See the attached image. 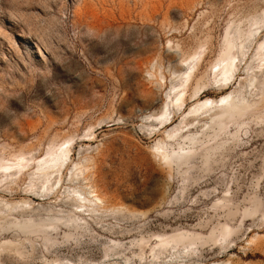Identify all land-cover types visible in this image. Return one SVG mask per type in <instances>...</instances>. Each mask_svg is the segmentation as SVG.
<instances>
[{"label": "rangeland", "instance_id": "obj_1", "mask_svg": "<svg viewBox=\"0 0 264 264\" xmlns=\"http://www.w3.org/2000/svg\"><path fill=\"white\" fill-rule=\"evenodd\" d=\"M263 16L264 0H0V157H44L54 142L78 140L59 196L31 198L26 176L0 193V203L33 201L31 209H6L12 222L55 218V226L79 228L75 245L64 248L66 233L47 240L14 228L7 238L24 242L28 263L4 257L0 264H155L169 253L160 252L153 235L187 231L211 245L225 224L238 232L236 247L223 257L197 249L204 264H264V101L242 121L231 149L220 144L199 152L180 174L153 157L151 148L166 142L164 134H145L155 129L145 116L160 112L171 84L180 81L181 59L203 48L188 107L200 86L208 87L203 98L226 94L211 74L223 57L226 31L233 22L248 29L253 17ZM256 46L247 51L242 74L257 70ZM255 76L264 99V69ZM199 119L192 133L207 123ZM81 166L89 170L65 182ZM88 181L110 206L129 212L98 211L91 222L76 214L70 192L84 194Z\"/></svg>", "mask_w": 264, "mask_h": 264}, {"label": "bare ground", "instance_id": "obj_2", "mask_svg": "<svg viewBox=\"0 0 264 264\" xmlns=\"http://www.w3.org/2000/svg\"><path fill=\"white\" fill-rule=\"evenodd\" d=\"M263 37L264 16L253 17L250 20L248 29H244L243 23H231L224 39L223 57L211 66V74L214 76L215 88L219 91L228 92L217 99L203 98L202 96L208 90V87L206 85L200 86L191 96L190 101H193V104L190 107H188L189 91L197 75L199 66L206 57V51H203V48L201 49L202 52L196 53L193 57L181 59V65L185 68L184 72L180 73L179 76L176 75L177 73H174L173 78H171V80H174L178 76L180 78L179 83L177 82L178 84H175L172 82L173 84L171 85L173 86L166 92L165 101L160 112L150 114L148 117L145 116L147 120L149 119V121L153 122V126L155 127V129H150L145 134L154 136L163 133L166 138L165 143L160 141L156 146L151 148L153 157L158 164L164 168L177 171L180 174L187 171L190 160L194 157L197 158L199 152L208 150L211 152L217 146L219 147L220 144L221 148L231 149L232 144H236L240 124L245 118L249 117L248 115L250 113L252 114L250 112L251 110L256 112L255 109L261 106V103L264 101L263 98L261 99V93L258 90L260 85L255 83V72L264 69ZM256 44L257 70L251 74H242V66L248 57L247 51ZM177 47L179 50L180 46L178 45ZM160 74V85L166 87L168 82L167 77L163 72ZM149 75L152 79L157 78L151 72H149ZM244 80L245 84L243 86L242 82ZM236 85L238 86L236 87ZM243 87L248 88V90L243 92L241 90ZM200 116H204L207 119V123L202 126L201 131L192 133L190 129L194 128L196 121H200ZM177 117L179 121H176ZM190 119H193V122H190ZM91 129L93 130V128ZM88 136H91V134ZM55 143L57 142H54L53 145L51 144L50 148L48 147L49 150L47 149L48 151L44 157H38L33 152L31 154H17L14 155V158L12 156V159H6L2 155L0 157V193L2 191H13L15 186L19 187L25 181V177L28 176L30 184L27 191L31 198L39 201H47L55 196H59V193L65 185L62 184L63 176L72 166V154L78 145V140L75 136L65 139L61 144ZM84 169L89 170V167L81 166V168H77V171L72 176H68L65 182H68L69 185L74 183L76 181L75 177L79 175L78 171H83ZM36 187H38V191H35ZM70 196H73L77 201L74 204L75 213L85 217L90 222L96 215L95 212L98 211H103L109 215H116L117 213L125 214L128 211L124 207L110 206L98 194L97 190L90 185L89 181L84 194L77 189H72ZM32 202V200H28L16 204L8 202L0 203V259L5 257L8 259L16 258L23 262L28 260L26 253L29 252V249L26 252V248L28 247L26 246L25 248L24 242L8 240L7 238L14 234V228H20V232L21 230L25 231L24 234L27 236L44 237L47 240L56 237L60 238L63 233H66L67 236L64 237L65 244L61 247L75 245V242H72V238L78 232L79 228L72 226V223H70L71 226L70 224H64L60 227L57 225L58 228H56L57 226L55 225L59 220L55 218L56 221L58 220L57 222L54 219L53 221L52 218L42 222H35L32 218L27 219L23 223L12 222L11 217H14V214L7 212L6 209H13L17 205L28 206L31 209ZM252 214L245 215V217L249 219ZM236 215H232L234 219ZM220 229L221 231L218 235H212V244L210 243L211 240L209 242L211 245H208V242H203L201 236L187 231H177L171 236L153 235L152 239L157 241L158 246L156 245V247H159L160 252L169 253V255H165L163 258L161 257L155 264H204L203 258L197 253L200 249L205 251L209 249L214 250L218 253L219 257L226 256L229 253L231 254L236 247L232 238H235L238 232L228 224L220 226ZM214 234H216L215 231ZM152 239L150 240L152 241ZM254 241L250 242V245ZM145 243L143 246L140 245L144 252L148 248V245H150L146 241ZM55 245H52L54 246L53 248H57ZM181 252L182 255L180 256ZM46 253L50 255L51 251L47 250ZM61 262L58 260L52 263L61 264ZM212 264L219 263L214 262Z\"/></svg>", "mask_w": 264, "mask_h": 264}]
</instances>
